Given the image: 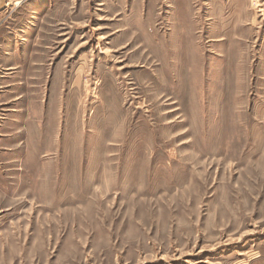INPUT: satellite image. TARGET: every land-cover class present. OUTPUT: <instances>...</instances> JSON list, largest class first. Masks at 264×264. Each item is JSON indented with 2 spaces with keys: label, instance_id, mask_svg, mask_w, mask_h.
Segmentation results:
<instances>
[{
  "label": "rangeland",
  "instance_id": "374dc122",
  "mask_svg": "<svg viewBox=\"0 0 264 264\" xmlns=\"http://www.w3.org/2000/svg\"><path fill=\"white\" fill-rule=\"evenodd\" d=\"M0 264H264V0H0Z\"/></svg>",
  "mask_w": 264,
  "mask_h": 264
},
{
  "label": "crops",
  "instance_id": "0c3cea01",
  "mask_svg": "<svg viewBox=\"0 0 264 264\" xmlns=\"http://www.w3.org/2000/svg\"><path fill=\"white\" fill-rule=\"evenodd\" d=\"M5 3H6V2L0 4V15H2V13H3L4 10H5Z\"/></svg>",
  "mask_w": 264,
  "mask_h": 264
}]
</instances>
